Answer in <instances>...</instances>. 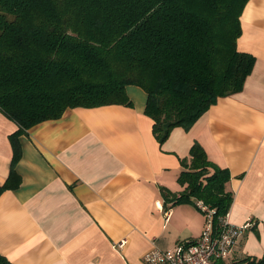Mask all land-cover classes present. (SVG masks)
<instances>
[{
	"label": "crops",
	"instance_id": "1",
	"mask_svg": "<svg viewBox=\"0 0 264 264\" xmlns=\"http://www.w3.org/2000/svg\"><path fill=\"white\" fill-rule=\"evenodd\" d=\"M241 25L239 50L256 58L243 89L220 97L191 129L175 127L163 144L137 85L127 86L132 105L68 108L21 134V183L0 194V252L14 264H146L153 248L195 240L205 214L175 199L186 187L181 159L197 141L232 175L229 221L252 222L225 263L263 257L264 0L247 2ZM18 128L0 110V186Z\"/></svg>",
	"mask_w": 264,
	"mask_h": 264
},
{
	"label": "trees",
	"instance_id": "2",
	"mask_svg": "<svg viewBox=\"0 0 264 264\" xmlns=\"http://www.w3.org/2000/svg\"><path fill=\"white\" fill-rule=\"evenodd\" d=\"M248 1L0 0V110L19 126L0 194L21 183L20 135L68 108L132 105L127 86H140L163 144L175 127L191 129L220 97L241 91L256 61L238 47ZM181 164L186 187L175 202L203 200L218 225L234 201L230 171L197 141ZM0 264L14 263L0 252ZM236 264H264V256Z\"/></svg>",
	"mask_w": 264,
	"mask_h": 264
},
{
	"label": "built area",
	"instance_id": "3",
	"mask_svg": "<svg viewBox=\"0 0 264 264\" xmlns=\"http://www.w3.org/2000/svg\"><path fill=\"white\" fill-rule=\"evenodd\" d=\"M159 205V203H158ZM197 207L205 214L206 224L198 238L179 242L173 249L153 248L145 256L146 264H217L231 257L239 236L252 225H234L229 214L222 216L216 225V210L197 200ZM124 242L120 243V246Z\"/></svg>",
	"mask_w": 264,
	"mask_h": 264
}]
</instances>
